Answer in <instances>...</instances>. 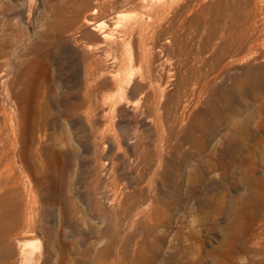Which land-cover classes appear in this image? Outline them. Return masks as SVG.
<instances>
[{"label": "rangeland", "instance_id": "obj_1", "mask_svg": "<svg viewBox=\"0 0 264 264\" xmlns=\"http://www.w3.org/2000/svg\"><path fill=\"white\" fill-rule=\"evenodd\" d=\"M263 57L264 0H0V264H264Z\"/></svg>", "mask_w": 264, "mask_h": 264}, {"label": "bare ground", "instance_id": "obj_2", "mask_svg": "<svg viewBox=\"0 0 264 264\" xmlns=\"http://www.w3.org/2000/svg\"><path fill=\"white\" fill-rule=\"evenodd\" d=\"M260 73L261 70L259 69L256 72V74L258 75ZM224 102L225 99L222 96H220L219 99L216 100V103L219 104H223ZM220 107L221 109L219 110L211 107L209 108L208 113H200L193 118L191 125L187 130L188 141L192 143L205 142L208 138H210L211 134L217 132V130L219 132L220 129L221 130L224 129L223 121L226 116L224 111L227 109L222 105H220ZM180 118L181 119H178L176 121V124L178 125V131H177L178 133L184 132V129L182 128V122H183L182 116H180ZM14 132L15 130H13V133ZM221 138L223 141L224 137ZM102 168H105V166H103ZM108 171L112 186L106 191L105 205L109 207V209H111L112 214L114 215L116 220H122V219L128 220L129 217L133 218L134 215L133 212L134 209L136 208L135 206L138 205V203L142 204L143 201L140 199L138 195L130 192L128 187L126 186L123 188L120 187L116 188V184H115L116 165L114 162L111 163ZM144 175H145L144 173L139 174V181H142L144 179ZM2 187L3 186L0 185V189ZM67 200L65 196H59L57 199H55L53 203L56 206H58L60 216L63 217V219L65 218L69 224L73 225L76 224V211L75 208L71 207V205L68 203L69 200L68 201ZM106 206H102L101 203L96 204V209L99 215L107 216L109 214ZM73 239L67 242L58 241L55 248V256L57 257V259H59V261L64 260L65 258L66 264H87L86 256L90 255V252L93 250V247L88 246L87 248L80 251L77 247L78 246L77 240H73ZM91 264H100V259L98 257L93 258L91 260Z\"/></svg>", "mask_w": 264, "mask_h": 264}]
</instances>
